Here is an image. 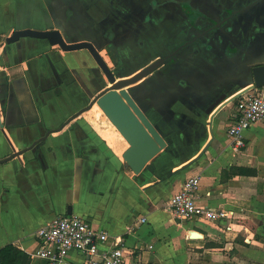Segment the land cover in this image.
Instances as JSON below:
<instances>
[{
    "label": "crops",
    "instance_id": "0c3cea01",
    "mask_svg": "<svg viewBox=\"0 0 264 264\" xmlns=\"http://www.w3.org/2000/svg\"><path fill=\"white\" fill-rule=\"evenodd\" d=\"M27 27H61L68 40H91L113 67L136 51V0H0V159L28 149L0 163V249L13 244L27 264H48L35 255L37 229L79 214L108 231L106 246L123 239L126 264H264V120L245 131L238 151L228 134L237 95L248 87L243 65L264 59V46L229 61L200 51L201 62L148 108L169 145L135 174L123 158L128 141L91 105L108 80L90 51L33 37L6 42ZM254 90L264 95V87ZM194 174L197 202L233 217L181 220L166 208ZM61 264L87 257L71 251Z\"/></svg>",
    "mask_w": 264,
    "mask_h": 264
},
{
    "label": "flooded vegetation",
    "instance_id": "af4514ba",
    "mask_svg": "<svg viewBox=\"0 0 264 264\" xmlns=\"http://www.w3.org/2000/svg\"><path fill=\"white\" fill-rule=\"evenodd\" d=\"M167 5L172 12L166 14L162 8ZM147 9V14L139 13L136 19V51L128 57L120 54L117 65L109 66L119 79L132 76L159 57L163 59L160 68L128 88L147 112L158 95L161 98L172 90L177 76H187L188 67L201 62L200 51L229 61L233 56L237 59L234 54L264 46V0H152ZM172 17L175 21L171 25L166 20ZM110 85L108 80L102 91Z\"/></svg>",
    "mask_w": 264,
    "mask_h": 264
},
{
    "label": "built area",
    "instance_id": "2783aa9c",
    "mask_svg": "<svg viewBox=\"0 0 264 264\" xmlns=\"http://www.w3.org/2000/svg\"><path fill=\"white\" fill-rule=\"evenodd\" d=\"M261 120H264V95L257 90L243 93L235 104L228 127L234 150L245 146V131ZM199 187L200 175L189 176L168 200L166 208L181 220L217 222L234 216L233 210L199 204L196 200ZM35 235L39 241L35 255L46 259L48 264H61L71 251L86 255L87 264H126L123 239L117 238L112 246H106L110 238L108 231L96 229L79 214L57 215L37 229Z\"/></svg>",
    "mask_w": 264,
    "mask_h": 264
},
{
    "label": "water",
    "instance_id": "95a60500",
    "mask_svg": "<svg viewBox=\"0 0 264 264\" xmlns=\"http://www.w3.org/2000/svg\"><path fill=\"white\" fill-rule=\"evenodd\" d=\"M24 37L45 40L50 45H58L64 51L79 49H88L90 51L103 73L111 82L110 87L95 95L91 104H98L128 141L129 146L123 152V158L135 174L142 173L148 164L168 147L169 141L166 135L154 121L153 117L149 115L146 108L137 100L135 101L128 89L129 86L146 78L149 74L160 68L163 63L161 57L132 76L117 79L108 63L100 54L96 44L91 40H68L61 27H27L13 31L11 35L6 37V42H17ZM243 68L242 73L248 79L243 86L248 87L239 93L237 97L255 88L264 87V59H252L249 57L244 63ZM26 150L28 149L11 153L0 159V163L19 156ZM195 234L197 233L195 232Z\"/></svg>",
    "mask_w": 264,
    "mask_h": 264
},
{
    "label": "trees",
    "instance_id": "16d2710c",
    "mask_svg": "<svg viewBox=\"0 0 264 264\" xmlns=\"http://www.w3.org/2000/svg\"><path fill=\"white\" fill-rule=\"evenodd\" d=\"M232 168L234 173L256 174L255 169ZM28 262V254L13 244H8L0 249V264H27Z\"/></svg>",
    "mask_w": 264,
    "mask_h": 264
},
{
    "label": "rangeland",
    "instance_id": "374dc122",
    "mask_svg": "<svg viewBox=\"0 0 264 264\" xmlns=\"http://www.w3.org/2000/svg\"><path fill=\"white\" fill-rule=\"evenodd\" d=\"M147 0H136V19L138 18L139 19V13H140V15H141V13L142 14H144L145 12V14H147L148 13V10L149 9H147L148 7L150 8V2L152 1V0H150V2H149V0H148V3L146 2ZM162 2L161 3H164V1H168V0H161ZM211 11V10H210ZM142 16V15H141ZM229 110H232V108L230 107V106H228L227 107V110L226 111H229ZM104 112V111H103ZM103 115L105 116V118H107V120H109V122L111 123V125L113 126V128L115 129V127H114V124L112 123V121L108 118V116L105 114V113H103ZM124 138V137H123ZM119 143H123V142H121L120 140L118 141V144ZM122 145V144H121ZM129 145V144H128ZM262 186H264V185H262Z\"/></svg>",
    "mask_w": 264,
    "mask_h": 264
},
{
    "label": "bare ground",
    "instance_id": "6f19581e",
    "mask_svg": "<svg viewBox=\"0 0 264 264\" xmlns=\"http://www.w3.org/2000/svg\"><path fill=\"white\" fill-rule=\"evenodd\" d=\"M129 144V143H128ZM127 143H125V145H126V147H128L129 145H128Z\"/></svg>",
    "mask_w": 264,
    "mask_h": 264
}]
</instances>
